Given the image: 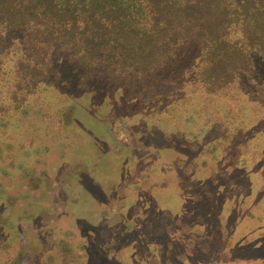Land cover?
<instances>
[{
    "label": "rangeland",
    "instance_id": "1",
    "mask_svg": "<svg viewBox=\"0 0 264 264\" xmlns=\"http://www.w3.org/2000/svg\"><path fill=\"white\" fill-rule=\"evenodd\" d=\"M179 52L200 51L185 45ZM83 87L71 97L68 90L37 94L29 111L10 114L6 154L14 174L0 176L1 206L18 212L15 227L30 241L18 239V251L5 246L2 257L19 256L20 264H264V112L253 100L231 121L247 126L241 136L226 127L223 106L154 116L155 105L130 111L149 98H127V109ZM232 232L247 239L244 248Z\"/></svg>",
    "mask_w": 264,
    "mask_h": 264
},
{
    "label": "trees",
    "instance_id": "2",
    "mask_svg": "<svg viewBox=\"0 0 264 264\" xmlns=\"http://www.w3.org/2000/svg\"><path fill=\"white\" fill-rule=\"evenodd\" d=\"M185 45L198 56L180 53ZM85 85L127 109V98L151 100L136 101L133 113L155 105L153 114L183 118L195 106H223L226 127L244 136L247 126L231 122L237 110L251 109V99L264 112V0H0V176L14 174L10 114L29 111L37 94L71 97ZM5 197L0 191V264H20L2 257L5 246L30 241L15 227L18 212L2 208Z\"/></svg>",
    "mask_w": 264,
    "mask_h": 264
},
{
    "label": "crops",
    "instance_id": "3",
    "mask_svg": "<svg viewBox=\"0 0 264 264\" xmlns=\"http://www.w3.org/2000/svg\"><path fill=\"white\" fill-rule=\"evenodd\" d=\"M109 226H112V225L109 224Z\"/></svg>",
    "mask_w": 264,
    "mask_h": 264
}]
</instances>
